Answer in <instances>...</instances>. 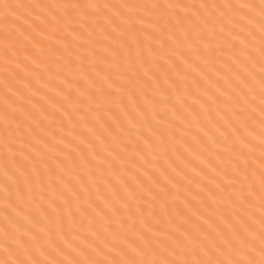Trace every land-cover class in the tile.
Wrapping results in <instances>:
<instances>
[{"label":"snow or ice","instance_id":"6c2138e0","mask_svg":"<svg viewBox=\"0 0 264 264\" xmlns=\"http://www.w3.org/2000/svg\"><path fill=\"white\" fill-rule=\"evenodd\" d=\"M0 264H264V0H0Z\"/></svg>","mask_w":264,"mask_h":264}]
</instances>
